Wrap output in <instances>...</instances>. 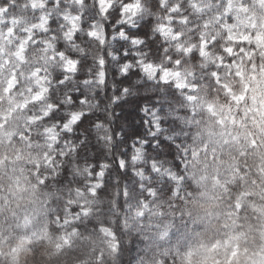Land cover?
I'll return each instance as SVG.
<instances>
[{"label": "clouds", "instance_id": "obj_1", "mask_svg": "<svg viewBox=\"0 0 264 264\" xmlns=\"http://www.w3.org/2000/svg\"><path fill=\"white\" fill-rule=\"evenodd\" d=\"M0 264H264V0H0Z\"/></svg>", "mask_w": 264, "mask_h": 264}]
</instances>
